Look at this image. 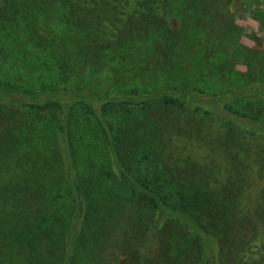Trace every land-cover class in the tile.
Here are the masks:
<instances>
[{"label":"rangeland","instance_id":"obj_1","mask_svg":"<svg viewBox=\"0 0 264 264\" xmlns=\"http://www.w3.org/2000/svg\"><path fill=\"white\" fill-rule=\"evenodd\" d=\"M41 1L0 0V151L6 147L12 161L34 163L32 144L45 153L57 148L52 138L60 137L58 130L56 136L51 134L54 129L40 123L39 118L34 119L35 124H21L31 110L29 94L24 92H39L42 87L59 91L90 88L108 91L118 98L114 104L89 105L91 108L61 103L57 117L66 122L72 141L67 154L73 152L76 162L67 165L64 159L61 172H47V176L44 170L27 164L14 173L0 171L1 209L4 203L12 202L7 189L15 182L5 183L16 179L37 185H26L24 197L30 198L29 204L36 199L40 203L37 209L43 213L50 206L51 194L58 192L60 202L69 210V201L76 197L74 191L77 194L75 181L102 171L116 183L115 193L121 199L107 206L119 220L107 234L106 229L99 231L104 240L93 246L92 264H200L202 249L194 233L181 229L174 220L160 219L156 211L149 210L147 200L139 197L129 229L122 231L118 226L135 193L117 165L120 158L115 150L127 158L128 165L132 164L128 161L132 159L130 152L137 151L139 158L148 156L149 160H143L140 172L134 176L142 179L150 171L147 184L156 193L161 189L160 183H155L157 171H163L166 178L172 172L177 178L163 186L166 193L171 192L175 207L181 205L176 198L179 184L202 203V211L227 219L233 212L240 216V201L247 200L248 213L263 216L264 225V137L261 133L252 136L225 128L217 120L227 116L220 106L208 109L213 111L211 120L201 124L192 113L200 117L202 108L190 104L193 98H203L212 106L223 97L220 93L264 83V0H209L211 4L152 0L142 5L147 10L137 0ZM59 16L64 21L60 22ZM30 18L36 23H27ZM89 37L99 46L91 42L92 48L84 50L80 45ZM190 64L204 71L201 69L200 75L188 81L183 76L190 70L193 73ZM180 93H187L185 109L175 101ZM210 95L217 96L214 99ZM169 100L175 102L172 109L164 106ZM260 109L264 112V106ZM69 115L72 118L67 119ZM147 116L160 123L151 134H147ZM260 118L264 124V114ZM250 127L253 132L259 131L255 125ZM15 133L12 138L10 135ZM182 133L186 141L180 138ZM193 138L191 144L189 139ZM13 140L17 149L9 146ZM65 156L61 155V160ZM147 162L149 166L144 167ZM42 182L48 184L38 188ZM23 205H16V210L9 213L20 217ZM96 205L102 208L101 202ZM89 207L85 203L76 221L74 217L64 221L68 238L77 227L73 237L77 253L81 251V237H87L82 228L86 219L92 221L87 222L88 228L97 232ZM233 220L234 227L225 229L228 236L223 240L224 247L231 245L227 247L229 254L221 258L222 264L237 263L233 243H239L242 252L249 244L258 246L252 236L258 230L256 220ZM56 225L59 227V220Z\"/></svg>","mask_w":264,"mask_h":264},{"label":"trees","instance_id":"obj_2","mask_svg":"<svg viewBox=\"0 0 264 264\" xmlns=\"http://www.w3.org/2000/svg\"><path fill=\"white\" fill-rule=\"evenodd\" d=\"M45 1L46 0L41 2ZM197 1H204L206 4H211L209 0ZM136 2L137 4H141L143 10H147L148 8L143 7L142 5L144 3L152 2V0H137ZM19 13L23 14L24 11H19ZM25 13L27 14L29 11H25ZM57 18H59L60 22L64 21L60 16ZM22 19L25 21L28 20L25 16H23ZM33 19L34 18H30L27 23H36L35 19ZM85 42V44L82 43L83 45H80L83 49L84 47L86 49L92 48L94 43V45L99 46V42L92 41L90 37L87 38ZM91 42H93V44ZM178 51H182L184 55V50L179 48ZM200 62L202 65H199L203 66L204 68L203 61L200 60ZM189 67L192 69L193 65L190 64ZM201 69H194L193 67V73H191L190 70V72L183 76V78H187L189 81L191 80L189 79L191 76L196 77L200 75ZM203 71L204 69H202V72ZM254 85L255 87L241 89V91L234 88L236 90L231 89L227 93H220V95L224 94L223 97L218 99L216 103L212 102V106L205 104L203 98L200 100L198 98H193L190 104H196L195 106L202 108V111L198 112L200 117L195 116L193 113L192 116L196 117L201 124H205L208 120H211V114L213 112L212 110L210 112L208 109L213 108L214 106H220L221 111L227 116H223L224 119H222L223 117H217V120L218 122L222 123L225 128L228 130L237 129L247 135L251 134L252 136L261 133V135L264 137V134L262 133L264 132V124L260 123V117H262V114H264L263 110L261 112L260 109L262 106H264V83L261 85L259 83H254ZM2 90L3 89L0 88V92ZM25 93L29 94L27 101L31 104V110L28 112L29 116L27 118L24 117L22 121L20 120L21 124H25L29 121L35 124L36 122L34 119L39 118L40 123L43 124L45 122L49 127L51 126V129H54L51 130V134L56 136L58 133L55 131L58 130L60 132V137L52 138L53 145L57 146V148L51 149L50 151L47 150L46 153L42 148H37L32 144L31 147H33V149H31V154L36 157V160H32L34 163L29 161L27 162L25 160H21L19 162L17 160L12 161V156L5 147L4 150L0 151L3 162L2 166H4H1L0 171H4L7 174L14 173L17 169L21 170V167L27 164L28 166L37 170H44V175L47 176V172L48 174L53 171L61 172V163H63L64 159L67 160V165L75 163L76 157L74 153L71 152V154H67L70 152L69 147L70 144H72V141L70 139V133H68L66 130V122L62 120L59 121V118L57 117L61 103L64 102L70 106L86 105L88 107L89 105H97L102 107L103 105L107 106L114 104L118 98L108 91L102 92L90 88H77L70 91H59L54 90L51 87H42L39 92L29 91L24 92V94ZM186 94L187 93L178 94L175 100L176 102L181 103L184 109L185 102L183 101L186 98ZM216 96L210 95L209 97L215 99ZM124 98L129 100V97L124 96ZM174 103V100H169L164 104V106L171 108ZM238 107L240 110L237 109ZM203 111L205 112V116H203ZM5 116L8 118L7 114ZM66 118L68 119L72 117L69 115ZM226 119H229V121ZM151 120L154 121L153 118L149 120L147 116V124H149L150 129V131L148 129L147 134L154 132V128L156 130L160 124L159 120L157 119H155L157 123L156 121L151 122ZM250 124L257 126L259 131L253 132ZM241 125H243V128L238 129V127ZM154 135H158V133H155ZM182 135H184V133L180 134V138L186 141L187 137H182ZM10 136L15 138L16 133ZM189 141L191 144H194L195 140L193 138L189 139ZM60 144L61 150L59 149ZM9 146H13V149H17L18 147L16 141L14 140L13 142L9 143ZM129 149L131 150V148ZM175 150L177 155H179L177 148H175ZM118 152L119 150H115V153H117L120 158L118 161H116L117 165L121 166V170L125 176V179H127V182L131 183L132 185L131 192L135 193L132 200L133 202L126 209L124 216L121 217L120 220L122 221L118 223V226L122 228V231L126 228L129 229L132 212L135 209V204L139 201L138 199L140 197L142 198L141 201L147 200L149 210L156 211L160 219H166V221H168V219L174 220L176 223H179L178 225L181 229L183 228L184 230H191L194 233L195 239L198 244H200L202 249V258L200 264H222L221 258L223 255L226 256L229 254L227 247L231 245L229 244L228 246L226 245L227 247H224L225 244L223 240H225V238L228 236L227 232H225V229L234 227L235 224L233 219H235V217H241L242 219H255L256 221L254 222L258 225V230H256L252 236L255 238V242L258 246L248 247L251 245L249 244L247 247H245V249L243 247L242 252L239 249L240 244L233 243L232 246L235 248L233 250L236 252V256L233 258H236V264H264V225L262 224L263 216L255 217L248 213L247 209L250 202H247V200L243 202L241 200L240 202L242 205L241 208H239L238 213L240 216L233 212L230 219H227L217 215L209 214L211 213L210 211H202V203L184 192L183 187L178 184L179 189L177 188L176 194L178 197L176 198H179L178 203L181 205L175 207V205H172L171 202L173 198L171 192L166 193L163 188L164 184L169 185L167 182H175L177 179L173 176L172 172L168 178L164 176L163 171L156 172L155 183H160L161 186L159 192L156 193L152 188H150V185L147 184V180L150 175L147 172L150 171H147L146 176L142 177L145 182H141L142 179L139 178L138 175L134 176V173L140 172L139 167L143 165V160H149V157L145 156L144 158H139L136 154L137 151H131L130 154L132 159H129L128 161L131 160L132 164L128 165L125 163L127 158L124 156L121 157V154ZM61 155L66 156L61 160ZM184 157L186 158L188 156ZM178 158L181 159V156ZM148 166L149 163L147 162L144 167ZM144 178H146V180ZM164 178H166L168 181H166ZM106 179L109 180L108 184ZM11 183L14 184H12L11 187H8L7 195L11 198L12 202L4 203L5 205H2L3 209H1L0 205V264L93 263V259L95 258V254L92 253L93 246L99 245L104 240L102 239L100 235L101 232L99 231H104L106 229L105 232L107 234L108 228H112L115 224L114 221L119 220V217L116 218V214H114V216L112 213H109L112 208L107 206L109 203L115 205L117 199H121L120 196L116 195L115 193L116 183L112 177L108 179L104 172L95 171L86 177L78 178L75 181V190L77 191V194L74 191V195H76V197L73 198L71 202L69 201L71 209H66L63 205V202H60L61 199L58 192L53 195L51 194L52 197L50 200H52L50 201V206L44 213L39 208L37 209L38 204L40 203L37 202L36 199L32 198L33 203L29 204L27 202H30V198L24 197L26 196L24 193L26 185H34L35 187H37V185L26 180L19 182L16 179L7 181L5 184L9 185ZM41 184L45 185L48 183L42 182L38 185V188L41 186ZM114 197H116V199H114ZM99 202H101L102 208L96 205ZM20 203L25 204L21 207V212L19 213L20 217L15 215L16 213H14V215L10 214V210ZM85 203L90 204L89 208L91 210V216L96 224L97 232H92L88 228L87 222L92 223V221L86 219V224H83L82 228L83 233L86 234L87 237H84V235L81 237V251L77 253L74 249L75 243L73 242V237L77 233V227L75 226L72 229L68 238L66 235V230L64 229V221L66 218L71 220L73 217L76 221L77 215L79 211L82 212V208L84 207ZM15 210L16 209H13V211ZM190 211H192L193 214H189ZM58 220L59 227L56 225ZM95 237H97L96 242L93 240Z\"/></svg>","mask_w":264,"mask_h":264}]
</instances>
